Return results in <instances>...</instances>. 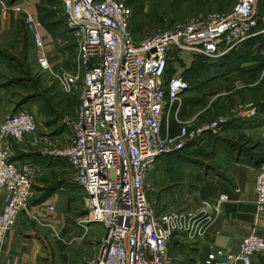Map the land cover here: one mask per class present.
Masks as SVG:
<instances>
[{"label":"built area","instance_id":"built-area-1","mask_svg":"<svg viewBox=\"0 0 264 264\" xmlns=\"http://www.w3.org/2000/svg\"><path fill=\"white\" fill-rule=\"evenodd\" d=\"M60 1L67 25L79 39L76 58L68 67L55 68L33 14L26 13L25 24L42 70L54 74L64 92H79L73 135L64 153L76 169L90 221L105 229L95 264H174L173 238L181 232L203 235L230 197L203 201L198 214L158 211L150 198L147 180L160 157L206 133L218 135L227 122L221 117L192 131L184 126L165 135L169 118L174 115L179 121V103L189 87L183 70L172 76L168 72L176 55L218 59L242 46L257 33L258 0H238L230 13L177 22L140 43L131 30V8L123 0ZM67 61V55L60 56V64ZM38 129L37 115L27 108L0 123V192L5 200L0 252L47 170L16 155L27 139L43 140L37 138ZM56 199L40 204L42 210L55 212ZM255 204L256 215H264V164L258 169ZM258 257H264V237L253 231L237 252L218 251L198 264H254Z\"/></svg>","mask_w":264,"mask_h":264},{"label":"rangeland","instance_id":"rangeland-1","mask_svg":"<svg viewBox=\"0 0 264 264\" xmlns=\"http://www.w3.org/2000/svg\"><path fill=\"white\" fill-rule=\"evenodd\" d=\"M16 1L8 0L13 3ZM22 1L26 5V11L18 22L16 37L3 42L0 59L7 63L4 79L6 86L10 88L11 113L23 108L34 112L39 120L37 138L43 140L27 139L17 148L16 155H19L22 162L45 165L49 160L53 161L51 164L57 165L55 168L48 166L45 174L36 182V185L40 186L37 187L32 201L34 204L51 196L58 198L57 210L51 214L62 215V223L61 226H56L53 234L47 239L55 262L66 258L61 254L67 251L65 246L72 242L84 243L91 238V241L97 244L96 253H87L84 264H95L105 229L99 223L88 225L89 222H86L90 216L82 190L76 184V169L64 153L73 135L72 122L77 117L79 92H64L55 75L42 70L38 63V50L26 28V13L33 14L40 21L39 31L44 39V49L51 56L56 69L68 67L70 60L76 58L79 39L67 25L60 0ZM123 1L131 8V30L137 43L170 29L177 22L213 12L230 13L238 2ZM257 11L264 23V0H258ZM53 12L56 14L53 15ZM52 21L57 23L54 25ZM256 32L249 42L218 59L203 55H176L169 76L183 70L189 87L179 103L181 110L178 119L181 122L174 115L170 117L164 134H176L184 126L192 131L221 117L226 118L227 122L218 135L206 133L190 141L183 149L157 160L147 184L150 198L158 211L181 208L182 203L177 204L176 197L197 190L200 179L214 174V167H220V163L213 158L215 148L222 145L224 148L221 152L225 156L232 152L244 153L252 150L254 147L250 146L257 144L262 138L261 134L255 138V135L235 133V127L242 121L251 123L253 120V128L262 125L264 127V24L259 23ZM62 55L68 56L65 64H60ZM248 69H252L251 72ZM258 115H261L260 119L263 120L255 123ZM262 134L264 135V129ZM257 146L258 155L264 157L262 147L258 144ZM48 188L52 190L47 194L45 190ZM93 233L97 234L96 239L92 238Z\"/></svg>","mask_w":264,"mask_h":264},{"label":"crops","instance_id":"crops-1","mask_svg":"<svg viewBox=\"0 0 264 264\" xmlns=\"http://www.w3.org/2000/svg\"><path fill=\"white\" fill-rule=\"evenodd\" d=\"M25 6L22 0H17L15 3L0 0V48L3 42L16 37L18 22L26 11ZM5 7L8 9L6 12ZM6 67L7 63L0 59V123L12 111L10 88L6 86L4 79ZM238 125L235 127L237 129L235 133L255 135V138L262 135L257 144L262 147L264 154L263 125L253 128V124L245 121ZM257 144H252L250 147L254 148L244 153H234L230 150L232 153L227 156L221 152L224 148L222 145L215 148L213 158L220 163V167H214V174L200 179L197 190L176 197L175 202L182 203L180 210L196 214L200 212L203 201L216 200L223 194L229 195L230 199L222 205L221 213L203 235L193 237L187 232H181L173 238L170 248L174 264H198L211 256L215 257L218 251L237 252L242 239L253 231L264 237V215L260 217L256 215L255 204L259 169L256 165L259 156ZM17 158L21 160L19 155ZM51 162L48 160L45 163L46 167L53 168L56 165ZM39 186L36 185V189ZM52 197L54 196L44 198L39 203L31 202L21 213L16 226L6 237L4 249L0 252V264H84L87 253L94 251L96 253L97 244L90 238L84 243L72 242L65 246L67 251L61 254L66 258L55 262L54 256L49 251L47 239L53 234L56 226H61L62 215H52L53 212L42 210L43 207L40 205ZM4 204V195L0 192V210ZM87 220L88 225H92L90 219ZM93 234L92 238L96 239L97 234ZM254 264H264V257L255 259Z\"/></svg>","mask_w":264,"mask_h":264},{"label":"trees","instance_id":"trees-1","mask_svg":"<svg viewBox=\"0 0 264 264\" xmlns=\"http://www.w3.org/2000/svg\"><path fill=\"white\" fill-rule=\"evenodd\" d=\"M13 2L14 1H16V0H12ZM61 2V1H60ZM62 4V3H61ZM63 11V10H62ZM56 13H58L57 11H56ZM55 12H53V15H55L56 14ZM259 16V15H258ZM261 20H260V16H259V22H258V25H259V23L260 24H264L262 21L260 22ZM60 22V21H59ZM57 22L56 21H52V24H56ZM258 25H257V27H258ZM257 27L254 29V31H256V29H257ZM252 40V39H251ZM250 41V39L249 40H247L245 43H247V42H249ZM235 50H233L232 52H230L229 54H231V53H233ZM229 54H227V55H229ZM226 55V56H227ZM237 70L239 69V68H236ZM253 69H255V68H253ZM249 70V72H251V70L252 69H248ZM255 71H257V70H255ZM258 72V71H257ZM171 73V69L169 70V72H168V76H169V74ZM263 109L261 108V110L260 111H262ZM261 118V115L259 116H257L256 117V122L255 123H257V122H260V120H263V119H260ZM245 122H247V121H245ZM251 122V124H253L254 123V121L252 120V121H250ZM257 160H258V162L256 161V165H257V167H261L263 164H264V157H261V155H259L258 157H257ZM52 189H47L45 192H47V194L51 191Z\"/></svg>","mask_w":264,"mask_h":264},{"label":"water","instance_id":"water-1","mask_svg":"<svg viewBox=\"0 0 264 264\" xmlns=\"http://www.w3.org/2000/svg\"><path fill=\"white\" fill-rule=\"evenodd\" d=\"M91 223H93V221H91Z\"/></svg>","mask_w":264,"mask_h":264}]
</instances>
